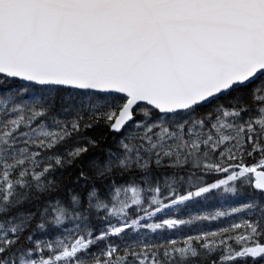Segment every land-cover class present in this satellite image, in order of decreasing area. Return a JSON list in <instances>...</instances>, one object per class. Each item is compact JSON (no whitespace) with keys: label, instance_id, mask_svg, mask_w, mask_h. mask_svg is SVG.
Here are the masks:
<instances>
[{"label":"snow or ice","instance_id":"1","mask_svg":"<svg viewBox=\"0 0 264 264\" xmlns=\"http://www.w3.org/2000/svg\"><path fill=\"white\" fill-rule=\"evenodd\" d=\"M0 264H264V0H0Z\"/></svg>","mask_w":264,"mask_h":264}]
</instances>
